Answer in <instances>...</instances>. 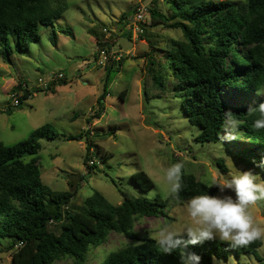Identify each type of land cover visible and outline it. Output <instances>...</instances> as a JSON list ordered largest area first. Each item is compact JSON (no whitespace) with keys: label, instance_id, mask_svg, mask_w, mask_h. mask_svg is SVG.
<instances>
[{"label":"trees","instance_id":"16d2710c","mask_svg":"<svg viewBox=\"0 0 264 264\" xmlns=\"http://www.w3.org/2000/svg\"><path fill=\"white\" fill-rule=\"evenodd\" d=\"M166 3L170 14L159 13L156 7H151L152 23L178 31L182 37L172 38L145 26L141 40H145L152 52L164 57L165 61L159 64V72L149 69L143 84L144 93L147 95V90H151L159 92L154 95L162 96L167 92L170 97L181 98L188 121L201 129L196 138L201 143L220 141L223 114L231 110L242 122L238 139L245 146L230 150V153L240 163L264 170V129L254 130L252 127L258 114H246L250 106L257 107L264 99L253 104L236 105L224 99L222 94L225 89H231L237 97L245 98L264 89V0H245L244 4L226 0H166ZM53 7L52 0H0L3 59L20 77L23 73L15 60V52L21 53L40 40L41 25H51L61 18L64 9ZM127 18L125 13L121 16L123 21ZM90 33L98 41V46L110 49L103 29L93 28ZM10 35L16 36L14 48ZM56 35L55 32L51 35L55 45ZM126 36L131 38V33L126 32ZM123 62V59L118 62L110 60L106 65L104 88L97 100L95 118L104 113V100L110 95L108 82L113 73L120 71ZM150 63L155 67L154 60L151 59ZM170 79L173 82L169 83ZM64 84L65 79L47 90L37 88L34 92H54L56 87ZM23 87L22 81L17 87L24 90L20 105L33 94ZM125 96L123 91L120 97L123 100ZM111 134H95L88 130L69 135L66 140H85L87 153L84 161L88 165L93 157V143L96 139L109 138ZM57 137L53 127L46 124L14 145L0 143V245L4 240H10L8 251L12 264H56L64 259H71L74 264H86L89 253L107 243L112 233L121 234L132 243L110 251L100 264H182L179 250L171 254L158 251L150 238L140 240L135 226L147 217L167 218L171 203H183L193 195H218L217 187L210 188L212 181L203 178L193 165L182 160L183 190L178 199L171 195L165 200L138 198L113 182L122 197L121 204H111L98 192L84 200L78 196L77 188L60 192L41 181L40 140ZM238 139L233 142L238 144ZM25 156L30 157L28 161ZM96 166L95 163L88 165L90 170ZM218 166L221 171H226L224 161H219ZM132 179L143 192L154 186L145 171L135 173ZM262 245L263 240H258L247 247L231 248L214 239L189 245L187 251L199 255L202 264H213L214 258L228 260L231 253L236 257L253 255L262 261L258 255Z\"/></svg>","mask_w":264,"mask_h":264},{"label":"rangeland","instance_id":"374dc122","mask_svg":"<svg viewBox=\"0 0 264 264\" xmlns=\"http://www.w3.org/2000/svg\"><path fill=\"white\" fill-rule=\"evenodd\" d=\"M226 1L234 4L245 2ZM140 2L150 3V7H156L159 13H171L166 0H156V5L154 0H52L53 8L64 9L61 18L51 25H41L40 40L21 53L15 52L22 77L4 61L0 40V143L14 145L26 140L35 129L51 125L58 137L40 140L38 156L42 183L60 192L77 188L78 196L84 200L98 192L115 206L122 202L118 187L138 198H145V194L153 189L157 190L156 198H169L170 186L164 178L165 169L182 160L193 165L203 178L212 182L227 176L231 162L237 170L251 171L264 180V170L250 168L230 153V150L245 146L241 139H238V144L234 140L201 143L196 139L201 129L188 121L181 98L170 97L167 92L162 96L154 95L159 94L157 91L147 90V95L144 93L143 84L149 69L157 72L159 64L165 59L155 55L145 40L133 44L126 38V21L121 16L124 13L130 16ZM93 28L107 30L104 33L108 37V47L115 54L122 51L121 59L124 60L123 67L113 73L108 82L110 95L104 100L105 110L99 118H95L97 100L104 88L106 66L94 67L100 46L90 33ZM146 29L166 33L172 38L182 37L178 31L166 30L162 25L154 26L151 18L147 20ZM53 32L57 34L56 45L51 41ZM9 38L14 48L16 36L10 35ZM127 51L129 55L125 54ZM151 59L156 63L155 67L151 66ZM50 73L64 74L65 84L56 87L54 92H34L38 79ZM22 81L23 88L33 94L20 106H14L11 95L15 91L17 96H22L24 90L17 89ZM171 82L173 79L169 80ZM123 91L126 96L122 100L120 94ZM222 94L224 99L236 105L253 104L264 99V89L245 98L237 97L231 89H225ZM88 130L95 134L112 133L109 138L96 139L93 143L92 160L97 166L92 170L84 161L87 153L85 140H66L69 135ZM29 158L24 157L26 161ZM219 161H224L226 171H221ZM139 171H145L154 181L149 191L143 192L135 186L132 175ZM224 194L234 197L231 190H226ZM218 195L221 193L218 192ZM182 205L171 203L167 218L147 217L137 222L135 230L140 240L149 238V230L155 231L169 224H174L179 230L191 223ZM250 211L255 222L264 227V202L252 206ZM8 242L9 239L4 240L0 245V264H12ZM131 243L123 235L112 233L107 243L89 253L86 264H100L107 253ZM258 255L262 261L253 255L236 257L231 253L228 260L214 258L213 264H264V240ZM56 264L74 262L64 259Z\"/></svg>","mask_w":264,"mask_h":264},{"label":"clouds","instance_id":"9594fccd","mask_svg":"<svg viewBox=\"0 0 264 264\" xmlns=\"http://www.w3.org/2000/svg\"><path fill=\"white\" fill-rule=\"evenodd\" d=\"M246 114H258L252 127L254 130L264 129V102L257 107L250 106ZM223 116L219 140L232 141L240 138L239 128L242 122L231 110L224 112ZM219 145L222 148V144ZM183 175V161L173 163L165 169L164 178L174 199H178L183 190ZM213 186L219 189L221 195H193L183 202L182 206L191 223L179 230L174 224L164 225L155 231L149 230V238L154 241L158 251L171 254L179 250L182 264H200L201 257L187 251L189 245L218 237L231 248H241L264 240V227L255 222L250 211L252 206L264 202V180H260L259 176L251 171L237 170L231 162V170L227 176L222 180H214L210 188ZM226 190H231L234 197L224 194ZM156 196V189L145 194V198L149 200L155 199Z\"/></svg>","mask_w":264,"mask_h":264},{"label":"built area","instance_id":"2783aa9c","mask_svg":"<svg viewBox=\"0 0 264 264\" xmlns=\"http://www.w3.org/2000/svg\"><path fill=\"white\" fill-rule=\"evenodd\" d=\"M150 3H137L135 5V8L130 16L126 19V30L127 32L131 33L130 42L133 44L141 41V36L145 33V26L147 24L148 18H151V7L149 5ZM104 32H107L106 29L103 30ZM119 53L115 54L108 48H98V57L95 59L96 63L95 66H106V64L111 60H120L123 57V52L118 51ZM122 52V53H120ZM125 54L129 55L130 52L127 51ZM63 79H65L64 74L62 73H50L46 77H41L38 79L37 85L35 89H44L47 90L48 87L52 85H56L59 82H61ZM16 92L13 91L12 98L13 105L18 106L20 105V100L22 96H17L15 94ZM23 95V94H22ZM88 164L91 166L94 164L93 160L90 159L88 161Z\"/></svg>","mask_w":264,"mask_h":264},{"label":"crops","instance_id":"0c3cea01","mask_svg":"<svg viewBox=\"0 0 264 264\" xmlns=\"http://www.w3.org/2000/svg\"><path fill=\"white\" fill-rule=\"evenodd\" d=\"M124 29H125V28H124ZM125 30H126V29H125ZM125 30H124V31H125ZM119 37H120V35L116 36V40H115V41H116L117 43H118ZM107 38H108V37L106 36L105 39H107ZM126 38H127V40L130 42V38H129L128 36H126ZM107 40H108V39H107ZM141 41H142V40H141ZM96 42H97V40H96ZM122 67H123V65L121 66V68H122Z\"/></svg>","mask_w":264,"mask_h":264}]
</instances>
